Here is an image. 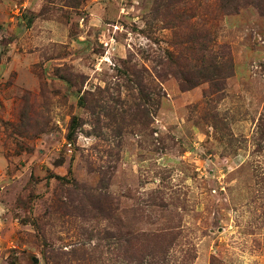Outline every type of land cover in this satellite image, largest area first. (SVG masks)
I'll return each mask as SVG.
<instances>
[{"label":"rangeland","instance_id":"obj_1","mask_svg":"<svg viewBox=\"0 0 264 264\" xmlns=\"http://www.w3.org/2000/svg\"><path fill=\"white\" fill-rule=\"evenodd\" d=\"M0 264H264V0H0Z\"/></svg>","mask_w":264,"mask_h":264}]
</instances>
